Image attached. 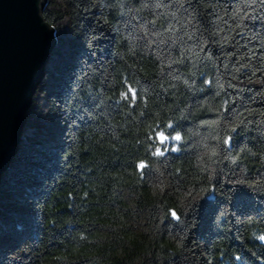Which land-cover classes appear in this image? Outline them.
Listing matches in <instances>:
<instances>
[{
  "label": "trees",
  "instance_id": "trees-1",
  "mask_svg": "<svg viewBox=\"0 0 264 264\" xmlns=\"http://www.w3.org/2000/svg\"><path fill=\"white\" fill-rule=\"evenodd\" d=\"M42 15L54 46L0 178V264H264V0Z\"/></svg>",
  "mask_w": 264,
  "mask_h": 264
},
{
  "label": "water",
  "instance_id": "water-1",
  "mask_svg": "<svg viewBox=\"0 0 264 264\" xmlns=\"http://www.w3.org/2000/svg\"><path fill=\"white\" fill-rule=\"evenodd\" d=\"M44 0H0V178L14 157L26 111L54 46Z\"/></svg>",
  "mask_w": 264,
  "mask_h": 264
},
{
  "label": "snow or ice",
  "instance_id": "snow-or-ice-1",
  "mask_svg": "<svg viewBox=\"0 0 264 264\" xmlns=\"http://www.w3.org/2000/svg\"><path fill=\"white\" fill-rule=\"evenodd\" d=\"M133 99H135V94L134 93H133ZM167 139H168V137L165 136L164 134L161 133L159 135V141H160V143H164ZM172 139H174L176 141H180L181 140V136L180 135H176V136L172 137ZM173 151H175V149H173ZM156 154L157 155H163L164 153L158 149ZM140 167L143 168L144 165L143 164H140ZM175 215L176 214L173 212V216H175ZM259 239L261 241H264V235L260 236Z\"/></svg>",
  "mask_w": 264,
  "mask_h": 264
},
{
  "label": "rangeland",
  "instance_id": "rangeland-1",
  "mask_svg": "<svg viewBox=\"0 0 264 264\" xmlns=\"http://www.w3.org/2000/svg\"><path fill=\"white\" fill-rule=\"evenodd\" d=\"M13 256H14V254H11L9 258H7V259H4V258H3V263H4V264L9 263L10 258H12ZM7 257H8V256H7ZM0 260L2 261V256H0ZM9 264H12V263H9Z\"/></svg>",
  "mask_w": 264,
  "mask_h": 264
},
{
  "label": "bare ground",
  "instance_id": "bare-ground-1",
  "mask_svg": "<svg viewBox=\"0 0 264 264\" xmlns=\"http://www.w3.org/2000/svg\"><path fill=\"white\" fill-rule=\"evenodd\" d=\"M48 61V60H47ZM44 72H45V69H44ZM45 75V74H44ZM38 86V85H37ZM26 115H27V111H26ZM23 130V129H22ZM21 137V136H20ZM20 141V140H19ZM19 145V144H18ZM11 162V161H10Z\"/></svg>",
  "mask_w": 264,
  "mask_h": 264
}]
</instances>
